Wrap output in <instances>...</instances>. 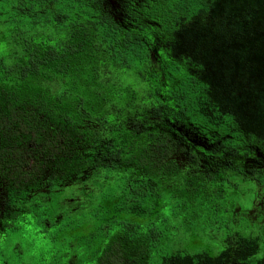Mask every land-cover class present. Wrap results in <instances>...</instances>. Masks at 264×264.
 <instances>
[{
  "label": "trees",
  "instance_id": "16d2710c",
  "mask_svg": "<svg viewBox=\"0 0 264 264\" xmlns=\"http://www.w3.org/2000/svg\"><path fill=\"white\" fill-rule=\"evenodd\" d=\"M127 1L133 10L122 16L108 0H0V45L6 53L0 57V150L27 141L36 152V166L42 153L43 189L80 182L89 191L86 211L75 222L61 221L65 239H72L76 228L91 229L95 219V230L110 225L124 232L127 246L140 248L144 263L166 264L199 256L210 246L200 220L206 197L194 185L202 180L193 176L186 188L168 189L164 183H182L184 175L175 164L168 167L166 150L157 153L150 123L128 129L111 124L106 134L97 124L108 119L85 106L84 97L58 99L39 84L42 70L60 69L94 42L101 44L107 68L117 67L119 76L146 70L155 32L146 23L151 13L137 6L138 0ZM239 1L241 8L231 12L218 8L219 0H162L157 16L169 24L174 40L205 57L208 68L227 69L218 58L230 55L232 39L250 43L255 58L264 57V0ZM25 69L31 73L25 75ZM201 84L194 91L184 89L187 97L182 94L178 101H199L194 92L198 95ZM251 85L257 89L254 102L263 105L264 77H254ZM259 112L264 116V108Z\"/></svg>",
  "mask_w": 264,
  "mask_h": 264
},
{
  "label": "flooded vegetation",
  "instance_id": "af4514ba",
  "mask_svg": "<svg viewBox=\"0 0 264 264\" xmlns=\"http://www.w3.org/2000/svg\"><path fill=\"white\" fill-rule=\"evenodd\" d=\"M108 1L122 16L133 10L127 0ZM161 3L137 2L151 13L146 23L155 29L147 69L139 67L149 106L143 122L152 126L157 153L166 150L169 168L175 164L183 174L174 158L182 156L189 168L199 170L194 176L204 179L194 185L206 197L198 218L210 243L199 256L178 258L206 264L230 254L223 264H264V116L259 112L264 103L254 102L257 89L251 85L254 77H264V57L255 58L250 43L235 39L228 44L235 46L230 55L218 58L229 68H208L206 60H197L168 33L169 24L157 16ZM213 76L220 85L207 80ZM239 78L244 79L242 85ZM197 82L202 83L198 95L194 92L199 101L179 102L187 93L184 89L197 90ZM14 144L0 150V264H148L140 248L127 246L124 232L110 225L95 230V219L91 229L76 228L73 238L65 239L61 221L70 217L75 222L86 211L89 197L71 215L48 204L46 184L42 188V153L36 166V152L27 141ZM72 183L82 190L80 182ZM167 183L173 190L189 186ZM154 214H159L157 204ZM86 240L90 243L84 245Z\"/></svg>",
  "mask_w": 264,
  "mask_h": 264
},
{
  "label": "rangeland",
  "instance_id": "374dc122",
  "mask_svg": "<svg viewBox=\"0 0 264 264\" xmlns=\"http://www.w3.org/2000/svg\"><path fill=\"white\" fill-rule=\"evenodd\" d=\"M239 4H242L239 0H219L217 7L221 10L230 9L231 12H236L241 8ZM258 22L263 21L258 20ZM3 26L4 24L0 21V34L2 33ZM46 39L58 50L57 41L51 40L50 34H46ZM233 42L234 40L232 39L231 43ZM2 46L3 45H0V52H2L0 57L2 55L6 56V53L4 54L2 50ZM196 55L195 57H198L197 60H206L205 57ZM105 59L106 54L101 44L99 42H94L88 50L81 52V54L77 55L74 59L71 58L70 62L64 63V65L58 69L59 71L52 69L42 70L39 84L51 93H54L58 99L74 101V99H83L84 97L85 100H87L85 106L94 113L102 114L108 119L109 122H98L97 124V129H102L106 134L108 130L104 127L107 126L110 128L111 124L112 126L117 125L127 129L132 126L141 125L144 117L149 116V106L145 97V92L143 91V86L141 85L140 75H138L137 72H129L125 76H119L116 72L118 68L116 67L113 70H109L105 63ZM10 66H12V64ZM24 71L26 72L24 73L25 75L31 73L26 69ZM209 80H211L213 85H220V83H218L220 79L217 77H210ZM101 139L104 140V137ZM174 158L183 172L184 176H182L181 179H183L186 185H190V178L195 174H199V170L196 168H189L182 156H175ZM201 179L202 181L204 180L203 178ZM179 185L181 186V182ZM80 188L78 184L71 183L53 186L51 190H45L44 193L48 194L46 198L48 204H56L60 209L63 208L68 210L66 213L71 215L73 211H75V207L78 203L85 204L87 202L88 197L86 198V196L89 191L81 190ZM229 255L230 254H224L219 259L207 261L206 264L226 263ZM166 264L195 263L189 258H175L171 259Z\"/></svg>",
  "mask_w": 264,
  "mask_h": 264
}]
</instances>
